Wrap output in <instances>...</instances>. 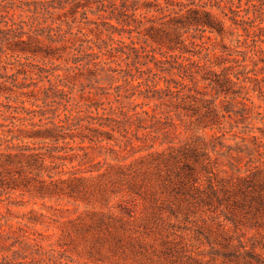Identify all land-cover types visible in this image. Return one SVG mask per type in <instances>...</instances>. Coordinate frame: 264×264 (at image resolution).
I'll return each instance as SVG.
<instances>
[{
	"label": "rangeland",
	"instance_id": "rangeland-1",
	"mask_svg": "<svg viewBox=\"0 0 264 264\" xmlns=\"http://www.w3.org/2000/svg\"><path fill=\"white\" fill-rule=\"evenodd\" d=\"M153 1L128 0L135 2V17L144 28L151 20L158 26L175 19L169 13L177 8L157 0L164 9L156 11L149 6ZM175 1L211 12L226 34L221 39L205 33L199 40L192 29L180 30L182 44L196 54L183 56L205 69L164 71V79H156L163 92L139 89L153 96L149 99L126 90L123 81H101L89 89L87 68L75 67L79 49L137 41L135 33L132 39L111 33L97 0H57L54 9L30 6L23 14L47 53L29 58L25 74L17 75L16 84L27 86L23 89L11 87L15 67L0 72L7 78L0 82L7 80L11 89L0 102L6 103L4 96L17 99L9 103L16 110L3 109L5 123L25 119L15 124L29 129L26 125L39 117L26 115L18 102L30 108L33 96H47L51 106L45 117L63 126L57 130L65 139L23 138L44 154L46 166L26 188L0 187V257L11 260L17 253L14 264H248L246 252H253L264 264V207L259 213L254 209L257 195L264 196V32L257 28L260 20L264 26V0H252L249 9V0H221L218 7L208 0ZM230 10L251 19L247 32L229 20ZM49 36L55 42L49 43ZM146 50L157 57L180 54L150 40ZM166 86L178 96L169 95ZM102 109L117 116L124 112L135 151L123 144L125 129L110 124L115 132L109 138L104 134L109 129L98 127L105 122L99 118L107 116ZM142 111L154 118L132 116ZM138 119L145 131L136 132ZM144 133L151 148L134 139Z\"/></svg>",
	"mask_w": 264,
	"mask_h": 264
},
{
	"label": "trees",
	"instance_id": "trees-1",
	"mask_svg": "<svg viewBox=\"0 0 264 264\" xmlns=\"http://www.w3.org/2000/svg\"><path fill=\"white\" fill-rule=\"evenodd\" d=\"M57 0H0V72L6 71V66H13L17 69L16 73L10 76L12 81V88L23 89L27 86L16 84L17 75L25 74L27 61L31 57H35L40 53H47L44 49L43 42L39 39L40 34L32 32L30 28H27V21L23 17L24 13L30 12V6H34V10L42 8H56L53 6ZM69 1V0H66ZM209 2H215L213 6H219L221 0H208ZM240 1V0H239ZM247 1V9L250 8V2ZM259 2V0H256ZM99 6L98 11L105 14L107 22H105L110 29L111 33L121 35L127 33L129 39H132L131 34L135 33L137 41H130L129 45L119 47L122 42H118L117 46L107 45V43L96 44V51L93 47H88L85 50L79 49V53L73 63L77 68H87V72L91 75L88 81L87 88L94 89L95 84L101 81H106L109 84L123 81L126 86V90L138 91L139 95H143L139 90L142 86L147 89H155L156 92H163L164 88H156L158 80L164 79L160 75L164 74V71L176 70L178 73L187 74L192 71L191 67L195 66L197 71L204 70L205 65H199V62H194L190 57L183 56L188 54L195 56V53H191L182 44L180 30H193L198 34L192 36L193 39L201 40L205 33L216 34L221 39L226 34V29L223 23L218 20L211 12L204 9L192 8L189 5L182 4L175 0H166L167 6L177 8V10H170V14L175 15L174 20L167 22H161L158 26L155 25L154 21L151 20V24L148 28H144L142 20L136 19L135 2L128 3V0H97ZM49 3V5H46ZM193 1H191V4ZM61 7V4L58 5ZM149 6L154 7L156 11H162L164 7H160L157 0H154ZM203 8V7H201ZM15 9H18L19 13L15 14ZM169 10V9H168ZM232 17L230 21L236 26L241 27L243 31L247 32L248 22L251 19L244 18L239 15V11L230 10ZM247 12V10H246ZM168 15V16H169ZM114 21L116 25L111 22ZM262 21L260 20L257 28L260 32H264V26H261ZM207 39L209 37L206 36ZM150 40L160 46H166L169 51L178 50L180 52L177 56L169 55L164 57V53H161L159 57L156 56L154 50L147 51V42ZM49 43L55 42L52 36L47 38ZM112 42V41H111ZM189 45L193 47L204 48V43L197 44L194 41H190ZM86 51H90L87 53ZM105 57L106 60L101 62L100 59ZM22 59L25 62H22ZM151 64L152 66H149ZM112 65V66H111ZM165 65H168L166 67ZM37 67V66H32ZM93 68V69H91ZM22 69L20 72L19 70ZM39 73L42 69L39 68ZM3 75V74H0ZM145 76V77H144ZM7 79L5 76H0V80ZM202 79H205L202 77ZM136 81V83H134ZM164 81V80H163ZM213 82L221 87V83L218 80ZM7 80L0 82V97L6 94V91H11L6 86ZM168 83V82H167ZM64 87V86H62ZM122 86H116V90H119ZM170 90V94L178 96V91L174 93L171 91V87L166 86ZM60 93H64L65 90L58 89ZM57 92V90H56ZM23 95V93H21ZM46 95V94H45ZM33 96V95H31ZM30 102V108L24 106V101L18 102L20 110L28 116H38L39 120L36 123L29 122L26 126L29 127L27 130L17 129L16 121L20 123H26L25 119L9 120L3 117L5 110H16L17 107L12 106L10 101L17 102V99L11 100V97H5L6 103L0 102V187H4L7 190H16L20 187L26 188L30 181L35 180L39 177V173L45 169L46 158L44 154L38 152V149L30 147L22 143L23 138L29 140H48L50 142H58L59 139H65V136L58 135V130H61L63 126L54 125L48 118L45 117L47 114V108L51 105L46 102L47 96L43 98H37ZM145 99L153 98V96H142ZM40 102L39 106L37 103ZM99 107L97 103L94 104ZM144 105H134L135 107H143ZM31 107H34L32 109ZM97 109V108H96ZM111 114L105 112L102 109V116L107 115L105 122H98L97 125L100 128L106 127L109 132L104 134L111 138L110 133L115 132L110 124L114 123L119 129H125V134H122L123 144L129 147L130 151H135L136 144L127 136V128H125V122L127 120L122 118L124 112H120L117 116L113 110H109ZM15 113V112H12ZM145 114L147 117L153 119L154 116H150L147 111L141 113H134L132 116H138ZM116 116L117 118H111ZM120 116V117H119ZM67 118V117H66ZM131 117H128L130 119ZM142 120L138 119L136 123V132L139 130L145 131L147 128L141 126ZM112 124V125H114ZM23 125V124H21ZM130 131V130H129ZM137 135V134H136ZM136 141L144 143V147L151 148L147 145L149 140V133H144L140 137L134 136ZM90 140V139H89ZM259 201L258 206L254 209L259 213L260 209L264 207V196L261 194L257 195ZM264 210V208H263ZM1 219V216H0ZM1 236V231H0ZM4 250H0L2 252ZM246 256L249 259L248 264H259L260 259L258 255L253 252H246ZM11 260H7L6 255L0 257V264H14L13 261L17 259L18 254L13 253Z\"/></svg>",
	"mask_w": 264,
	"mask_h": 264
}]
</instances>
